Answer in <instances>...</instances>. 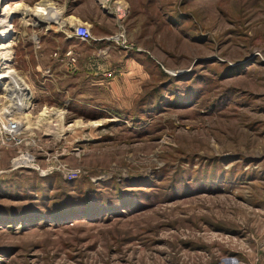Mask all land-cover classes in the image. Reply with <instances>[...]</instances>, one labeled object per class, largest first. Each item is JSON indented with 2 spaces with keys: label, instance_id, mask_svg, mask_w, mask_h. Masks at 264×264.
I'll return each instance as SVG.
<instances>
[{
  "label": "rangeland",
  "instance_id": "1",
  "mask_svg": "<svg viewBox=\"0 0 264 264\" xmlns=\"http://www.w3.org/2000/svg\"><path fill=\"white\" fill-rule=\"evenodd\" d=\"M84 3L0 0L93 37L9 20L33 138L0 147V264H264V0Z\"/></svg>",
  "mask_w": 264,
  "mask_h": 264
},
{
  "label": "bare ground",
  "instance_id": "2",
  "mask_svg": "<svg viewBox=\"0 0 264 264\" xmlns=\"http://www.w3.org/2000/svg\"><path fill=\"white\" fill-rule=\"evenodd\" d=\"M99 1L102 2V0H99ZM15 14H17L21 18V20L24 22L26 21L28 22L29 21L28 19L31 18L32 20H34V23L36 25L44 24V26L48 30L58 29V28L63 29V28L72 26L73 25L72 19L74 18L63 19L62 16L54 14L53 12H51L50 10L42 6L32 9V8H29V7H26L20 4V5L14 6L13 9H9L5 7L4 9L0 10V29H1L0 31V84L3 85L2 88H4L5 94H7L11 98L16 97L17 98L16 100H18L17 104L14 107H11V106L7 107L9 111L16 112L20 116H22V118H26L27 114H25V111L31 105V96H30L28 89L26 88L24 80L21 77H19L16 74V72L12 69V67L9 65V62H10V50L9 49L12 43V40L9 41V39H12L10 38L11 25L9 23V20L11 19V16H14ZM77 23H79V21H77ZM4 110L8 111L6 108H4ZM44 113L45 111L42 112V115H44ZM64 114H65L64 111L55 110L53 112L54 119L55 120L57 119V123H58V125H56L57 127L59 126L63 128L61 120L64 118L63 117ZM49 122H47L48 129L50 127H53L51 125L52 122L51 121ZM99 124L100 123L97 122V123H92L89 125L96 127ZM85 126L81 122H74L67 128H63L58 133L73 131L75 129H80ZM19 163L20 162L18 161L15 164L19 165Z\"/></svg>",
  "mask_w": 264,
  "mask_h": 264
},
{
  "label": "built area",
  "instance_id": "3",
  "mask_svg": "<svg viewBox=\"0 0 264 264\" xmlns=\"http://www.w3.org/2000/svg\"><path fill=\"white\" fill-rule=\"evenodd\" d=\"M96 1L101 5L103 4L102 6L104 7V6H108L110 0H102V2L99 0H96ZM115 10L117 11L118 8L116 7ZM68 28H70L69 34L67 35L68 38H73L75 40H79L80 42H84V43H88L93 40L90 27L86 25L85 23H74L71 27H68ZM11 34H12V28H11ZM119 38H122V37L121 36L114 37L116 41H118ZM71 61L74 62V59H71ZM30 107H28L26 111H28ZM6 109L8 111L4 110L0 112V147H4L7 149L9 148L16 149L22 146L24 142H25L24 145L28 146L27 145L28 141L32 140L33 138V134L31 133L28 126L26 125L28 124L27 117H30V114L26 113L25 111V114H27V117L22 118L18 113L10 112L7 106H6ZM60 109L61 108L53 109L51 107L50 108L43 107V110L45 111V113L44 115H42L41 113L40 116L45 121L48 120V122L53 120L52 126H54L57 123V119L56 120L54 119L53 112L55 110H60ZM14 160H18L20 162L19 165H14L13 163ZM34 162H35L34 158L30 156L28 152L25 154H20L15 159L12 160L11 169L29 168V167L32 168ZM25 166H28V167H25Z\"/></svg>",
  "mask_w": 264,
  "mask_h": 264
},
{
  "label": "crops",
  "instance_id": "4",
  "mask_svg": "<svg viewBox=\"0 0 264 264\" xmlns=\"http://www.w3.org/2000/svg\"><path fill=\"white\" fill-rule=\"evenodd\" d=\"M84 1H86V0H83V4H85ZM77 9H78V7L75 8L74 12H72L71 15H69V18H74V19H72V23H77V21H79V22H85L84 20L82 21L80 15H78L79 13H78ZM69 42H70L71 45H74V44H77L78 43L75 39H72ZM228 264H235V263L228 262Z\"/></svg>",
  "mask_w": 264,
  "mask_h": 264
}]
</instances>
